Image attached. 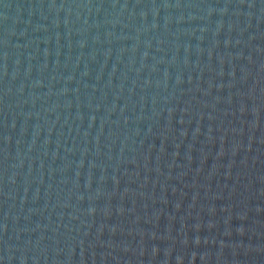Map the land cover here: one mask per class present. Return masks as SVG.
<instances>
[{
    "label": "water",
    "instance_id": "95a60500",
    "mask_svg": "<svg viewBox=\"0 0 264 264\" xmlns=\"http://www.w3.org/2000/svg\"><path fill=\"white\" fill-rule=\"evenodd\" d=\"M2 264H264V0H0Z\"/></svg>",
    "mask_w": 264,
    "mask_h": 264
},
{
    "label": "clouds",
    "instance_id": "9594fccd",
    "mask_svg": "<svg viewBox=\"0 0 264 264\" xmlns=\"http://www.w3.org/2000/svg\"><path fill=\"white\" fill-rule=\"evenodd\" d=\"M0 264H2V262H0Z\"/></svg>",
    "mask_w": 264,
    "mask_h": 264
}]
</instances>
